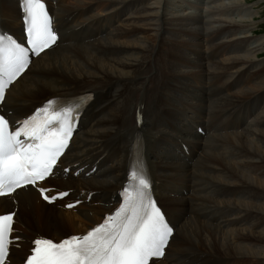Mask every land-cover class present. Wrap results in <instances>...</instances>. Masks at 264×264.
<instances>
[{
    "label": "bare ground",
    "instance_id": "1",
    "mask_svg": "<svg viewBox=\"0 0 264 264\" xmlns=\"http://www.w3.org/2000/svg\"><path fill=\"white\" fill-rule=\"evenodd\" d=\"M76 1V5L60 4L62 14L71 18L72 25L86 22L87 28L93 29L92 36H101L88 42L62 43L34 58L28 70L7 91L6 102L15 104V117L50 97L76 95L85 89L95 92L92 117L98 116L100 111L96 106L101 100L119 98L113 108L97 118L80 137L85 145L77 153L85 157L109 151L110 156L115 157L126 153L132 140L136 129L134 112L145 100L144 96L141 99V95L138 96L144 78L158 70L166 82L172 81L166 87L174 95L183 99L186 92H191L201 97L195 106L198 113L210 117V129L202 139L209 144H205L201 152L197 151L194 162H177L172 158L153 162L160 178L177 179L190 189L189 198L162 193L175 220L181 223L179 229L184 238H177L178 231L165 257L154 264H182L184 258L189 259L186 264H197V261L200 264L206 251L215 256L210 254L203 264H235L246 258L255 264H264V67L252 70L259 65L255 60L261 54L256 52L257 45L248 46L249 41H253L250 35L236 36L245 29L241 28L242 23L249 20L233 19L231 16L236 13L230 14L229 10L225 13L227 17L221 19L207 11L199 15H174L169 11L168 0ZM154 4L159 6H152ZM100 5L106 10L95 15ZM241 5L236 0L218 10L222 13L226 11L224 8ZM0 7L5 15L15 11L10 0H0ZM118 14L127 15L126 23L111 29L108 26ZM0 25L3 27L2 23ZM144 26L154 33L153 38L141 35ZM203 34L210 37L206 43L210 51L201 54L205 42ZM194 36L198 40L193 39ZM223 37L228 39L216 41ZM100 38L101 43L90 45ZM191 76L202 82L201 87L189 79ZM211 82L218 85L217 91L205 89ZM217 92L223 94L214 96ZM185 108L181 105L177 109ZM174 114L172 109L166 111L168 118ZM148 119L146 112L144 120ZM159 119L156 116L152 126L145 127L149 150L156 159L168 154L162 139L154 132L160 126ZM178 126L185 128L183 122ZM117 139H123L124 144L112 147ZM168 141L170 139H165ZM124 170L119 161L101 175L63 182L68 187L104 191L98 203L88 204L79 213L46 203L30 186L18 190L13 197H0V213L14 212L16 235L24 236L18 247L11 248L10 260L17 262L27 253L34 237L63 239L72 234L76 228L69 223L70 213H76L80 220L87 219L90 224L100 220L108 209L104 201L120 187ZM71 178L74 177L71 175ZM53 183L52 180L51 185ZM171 190L176 191L173 187ZM176 210L185 214L184 220ZM229 219L247 224H234ZM74 224L78 228L79 223ZM175 241L179 243L174 244ZM218 257L223 261L216 260Z\"/></svg>",
    "mask_w": 264,
    "mask_h": 264
},
{
    "label": "snow or ice",
    "instance_id": "2",
    "mask_svg": "<svg viewBox=\"0 0 264 264\" xmlns=\"http://www.w3.org/2000/svg\"><path fill=\"white\" fill-rule=\"evenodd\" d=\"M22 11L27 46L0 32V107L6 103V90L28 69L30 56H40L58 40L43 0H22ZM83 99L67 106L49 100L21 121L0 114V197L28 186L38 188L49 202L69 195L49 196L50 190L38 187V182L55 175ZM121 195L120 207L86 234L60 242L34 240L23 264H150L152 258L163 257L173 229L152 197L142 166L131 170ZM13 225L14 213L0 215V264H7L10 246L18 247Z\"/></svg>",
    "mask_w": 264,
    "mask_h": 264
},
{
    "label": "rangeland",
    "instance_id": "3",
    "mask_svg": "<svg viewBox=\"0 0 264 264\" xmlns=\"http://www.w3.org/2000/svg\"><path fill=\"white\" fill-rule=\"evenodd\" d=\"M110 1L112 2V0H110ZM168 1H169V3H168L169 11H172L174 13V15H182V14H185V15H188V14L199 15L201 13V11H205V12L207 11V13H209V14L211 13V15L214 13L213 14L214 18L221 19V17H227L225 15L226 12L231 11L230 14L232 12L236 13V14L232 15L231 18L237 19V20H240V21H242L244 19L245 20H249L246 23L245 22L242 23L241 28L245 27V29L243 31L241 30L240 32H238V34L236 36H240V35H248V36L250 35L251 36V37L249 36V38L251 40H253V41H249V45L248 46L251 47V46H256L257 45L259 47V50H257L256 52L258 54H261V55L258 58H256L255 61L257 63H259L258 67H260V68L264 67V0H238L242 4L241 7L232 6V7H235V8H231V9L230 8H228V9L224 8V9H226V11H223L222 13H219V10H221L219 8H222V6H224L225 4L226 5L232 4L236 0H224V1L223 0H221V1L220 0H168ZM150 2H154V0H150ZM66 3L68 5H76L77 1L76 0H73V1L68 0V1H66L64 3V5ZM177 4H180L181 6H177ZM152 6H157L158 7L159 4H154ZM162 9H163V3H162ZM105 10H106V7H104V5H100L98 7V10H97L95 15L103 14ZM218 13H219V15H218ZM239 16H240V18H239ZM226 19H228V18H226ZM125 23L126 22H124V23L120 22L119 27H120V25H124ZM217 25H219V24H217ZM147 28H149V27L148 26H146V27L144 26L143 30L144 29L145 30H144V32L142 31L141 35L143 37H148L149 39H151L155 35H154V33L151 30H149L150 28L149 29H147ZM203 35H204V37L202 36V39H204L205 42H204L203 46L200 49L201 54L204 51H206V49L208 48V45H206V43H208V40L210 39V37L206 38V34H203ZM193 39L198 40L195 36L193 37ZM102 40L103 39L100 38V40L94 41L93 43H90V45L94 44V43H101ZM221 41H223V40H221ZM218 42H220V41H218ZM218 42H216V43H218ZM187 55H188V53H187ZM257 69H259V68H257ZM52 92H54V94L57 93L56 91H52ZM200 213L201 212H198V214H200ZM70 214H71L72 218H70V219L68 218L69 219V223L72 224L76 228V229H73L71 233L73 234V233H77V232L83 231L82 228H83L84 224H87V222H88L87 219L82 217V220H80L76 216V213H70ZM66 215H68V214H66ZM195 217L196 216H193L192 218H195ZM224 219H226V218L224 217ZM229 220H231L232 223H234V224L245 223V222H243L241 220H232V219H229ZM74 222L79 223L78 224V228H77V225L74 224ZM183 223H182V225H183ZM245 224H247V223H245ZM253 230H257V229L254 228ZM178 231H179L180 234H179V237H177V238H179L181 240V239L184 238V236L182 235V232H180V229ZM40 234H42V233H40ZM177 243H179V242H177V241L174 242V244H177ZM205 253H206V255H205L204 259L200 260V264H203L204 260L206 258H208L210 254H212L209 251H206ZM212 255H214V254H212ZM198 263H199V261H197V264ZM235 264H255V262L251 261V259H247L246 258V259H240L239 262L235 263Z\"/></svg>",
    "mask_w": 264,
    "mask_h": 264
}]
</instances>
